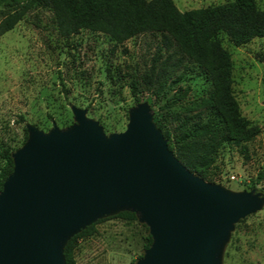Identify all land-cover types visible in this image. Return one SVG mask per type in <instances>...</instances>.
Returning <instances> with one entry per match:
<instances>
[{
    "label": "rangeland",
    "instance_id": "rangeland-1",
    "mask_svg": "<svg viewBox=\"0 0 264 264\" xmlns=\"http://www.w3.org/2000/svg\"><path fill=\"white\" fill-rule=\"evenodd\" d=\"M229 1L173 0L181 11ZM255 2L264 9V0ZM219 38L230 54L231 88L240 114L262 132L240 143L221 142L208 170L211 180L205 181L234 193L259 192L262 200L228 228L217 264H264V37L239 46L223 32ZM158 40L157 32H142L115 43L108 34L87 29L65 38L52 12L42 6L0 33V183L14 154L29 141L30 129L48 134L54 127L71 128L77 124L73 107L84 110L107 136L125 131L132 109L144 103L156 127L168 130L173 140L184 119L191 118L190 124L200 112L205 117L212 88L187 55L174 56L159 77L146 83ZM124 210L129 209L103 212L70 234L95 223V232L77 242V264L143 261L150 227L135 211L134 219L116 216Z\"/></svg>",
    "mask_w": 264,
    "mask_h": 264
},
{
    "label": "water",
    "instance_id": "water-1",
    "mask_svg": "<svg viewBox=\"0 0 264 264\" xmlns=\"http://www.w3.org/2000/svg\"><path fill=\"white\" fill-rule=\"evenodd\" d=\"M77 124L30 129L0 192V264H65L70 234L119 207L153 238L140 264H217L228 228L255 210L259 192L234 193L189 171L169 149L146 103L107 136L73 107ZM86 227V226H85Z\"/></svg>",
    "mask_w": 264,
    "mask_h": 264
},
{
    "label": "trees",
    "instance_id": "trees-1",
    "mask_svg": "<svg viewBox=\"0 0 264 264\" xmlns=\"http://www.w3.org/2000/svg\"><path fill=\"white\" fill-rule=\"evenodd\" d=\"M35 6L52 12L57 32L65 38L87 29L108 34L115 43H123L142 32H157L159 40L147 84H151L153 76L159 77L163 66L179 54L187 55L201 67L212 88L205 100L207 115L203 117L200 112L199 119L190 124L191 118L184 119L174 140L168 130L159 127L177 159L202 179L211 180L208 170L221 142L240 143L262 132L260 126L250 124L240 114L231 88L230 54L219 38L223 32L239 46L264 37V9L255 0H231L186 11L179 10L173 0H0L3 12L0 33L12 29ZM158 63L162 64L160 70L156 68ZM179 63L180 60L175 66ZM13 168L11 161L5 180L0 183V192ZM116 216L134 219L136 214L124 210ZM95 230V223H91L67 240L63 248L65 264H77L74 250L78 240ZM152 242L149 233L147 249Z\"/></svg>",
    "mask_w": 264,
    "mask_h": 264
}]
</instances>
